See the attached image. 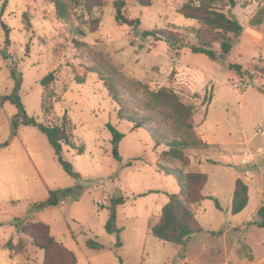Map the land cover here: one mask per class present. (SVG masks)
Wrapping results in <instances>:
<instances>
[{"label":"rangeland","instance_id":"1","mask_svg":"<svg viewBox=\"0 0 264 264\" xmlns=\"http://www.w3.org/2000/svg\"><path fill=\"white\" fill-rule=\"evenodd\" d=\"M62 1L70 13L67 21L56 16L52 0H0V97L11 95L20 82L28 115L55 125L67 114L71 140L84 148L82 155L63 150L75 177L59 164L47 137L35 127L14 126L16 107L0 102L6 119L0 123V264H43V251L17 232L20 223L30 222L48 224L52 236L75 253L77 264H184V257L186 264H242L252 250L264 252L263 229L238 227L264 192V28L249 25L262 1L238 0L226 10L243 32L221 60L189 48L177 54L166 42L143 37L164 30L188 46L197 44L189 30L201 24L177 12L187 0H152L150 7L127 0L121 13L134 26L118 18L116 0L91 12L84 0ZM98 21L99 30L91 33ZM214 49L220 54V43ZM230 65L240 66L242 75ZM52 72L55 81L42 87ZM162 88L193 108L192 130L151 97ZM44 97L46 109L53 105L49 117L42 111ZM129 118L143 126L133 130ZM200 123L218 145L205 142L197 131ZM108 124L124 135L117 147ZM174 141L194 145L183 160L162 156ZM159 166L209 177L207 198L194 209L204 231L184 246L150 232L169 195L181 192L177 177L160 173ZM237 179L247 182L252 199L242 214L233 215ZM67 189L74 192L64 194ZM50 192L58 193L59 205L42 207ZM120 196L125 203L117 207V247L105 226L111 201ZM19 240L24 252L16 255ZM90 240L102 248L89 247Z\"/></svg>","mask_w":264,"mask_h":264},{"label":"trees","instance_id":"2","mask_svg":"<svg viewBox=\"0 0 264 264\" xmlns=\"http://www.w3.org/2000/svg\"><path fill=\"white\" fill-rule=\"evenodd\" d=\"M127 0H116L114 3L115 8L119 13L125 7ZM143 7L152 6V0H136ZM263 6L259 9L257 14L250 19L249 25L253 28H264V0H260ZM56 10V16L62 21L69 19L70 13L67 6L62 0H52ZM83 4V3H82ZM105 0H84V6L87 12H91L94 8H100L105 6ZM238 4V0H187L181 4L177 9V12L187 19L196 20L201 24L199 28L189 30L192 36L195 37L197 44L188 46L184 43L182 38L175 37L166 33L164 30L146 31L143 34L144 38L153 37L157 41L166 42L169 47L176 52L180 53L185 48H189L194 54H204L211 60H221L224 56L229 55L233 41L237 40L243 32V26L240 22L233 17L226 14V10L234 9ZM119 18V17H118ZM120 19V18H119ZM139 21H136L138 24ZM9 33V29L4 26ZM100 28V21H98L94 27L90 29L91 33H95ZM9 39L7 43L9 44ZM220 43L221 52L217 54L214 49V44ZM230 69H234L239 75H242L240 66H229ZM174 74V72H173ZM55 72L50 73L48 76L41 80L42 87H46L55 81ZM20 82H18L14 92L11 95L0 97V102H10L13 104L17 113L12 121L15 126L16 123H20L24 126H32L37 128L43 133L54 151L59 164L69 174L77 177V174L73 171L72 166L66 162L63 158L64 147L76 150L78 154H84V148L77 146V144L71 140L70 137V122L67 114L63 117L60 124L50 125L47 123L39 122L36 118L28 115L25 107L19 96ZM151 97L158 103L163 104L170 108L177 117L180 124L187 130H192L194 127V110L191 106L186 105L177 93L169 88H162L157 92L150 93ZM115 101L117 98L113 95ZM45 97L42 100V111L46 117L51 115L53 105L46 109ZM129 120L135 123L132 119ZM143 126V123H135L133 130H137ZM108 129L112 133V143L115 147L124 138V135L120 133L112 124H108ZM197 137V136H196ZM199 143L203 146H209L202 138H199ZM194 145L184 141H174L169 145V150L164 151L162 156L170 157L177 160H183L184 151L193 148ZM159 172L167 176L175 175L179 186L181 187L180 194L169 195L168 202L163 206L161 210L160 219L158 222L151 226V234L164 242L176 244L179 246L185 245V243L191 239L194 235L203 232V228L195 218L191 206L198 205L203 202L206 197L203 194V190L208 183V175L201 172H189L183 173L180 170H171L159 166ZM248 186L240 179L236 180L235 188L232 199L233 215L241 213L248 204ZM74 189H67L64 194H71ZM58 193L50 192V199L43 206H56L59 205L60 200ZM216 204L219 206V202L215 199ZM110 218L106 223L105 230L110 235H115L119 247L120 232L117 227V207L125 203V199L120 196L113 198L111 201ZM259 216L264 220V206L258 211ZM264 227V221L259 224ZM18 234L28 236L32 244L43 251L44 259L43 264H77V257L73 251L65 247L58 242L51 234V228L44 222H30L27 224H21L18 226ZM87 245L92 248L100 249L102 245L95 241H88ZM19 251L16 253L15 246L12 243L7 245L10 252L21 255L24 252L22 240L18 242ZM23 250V251H22Z\"/></svg>","mask_w":264,"mask_h":264},{"label":"crops","instance_id":"3","mask_svg":"<svg viewBox=\"0 0 264 264\" xmlns=\"http://www.w3.org/2000/svg\"><path fill=\"white\" fill-rule=\"evenodd\" d=\"M189 50V49H188ZM190 51V50H189ZM188 85L190 86V87H192V86H194V84H193V81L192 82H189L188 81ZM207 117H208V113H207V115L204 117V121H202V123H204L205 122V120L207 119ZM0 123H2V124H4V123H6V119L2 116V115H0ZM200 125H202L201 123L200 124H198V127H197V131L199 132V134L203 137V139L205 140V142H207L208 144H210L211 146H215V145H218L217 143H215L214 141H213V139H212V136L210 135V134H207L206 132H204L203 130H200L199 129V127H200ZM201 165H202V163H198V167H201ZM199 169V168H198ZM197 172H200L199 170L197 171ZM202 173V172H201ZM163 174V173H162ZM165 175V174H164ZM238 180V179H237ZM241 180V179H240ZM208 181H209V179H208ZM243 181V180H242ZM236 182V181H235ZM247 186H248V184H247V182H245V181H243ZM208 184V183H207ZM207 186V185H206ZM206 186H205V188H206ZM205 188H204V190H203V194L205 195V197L207 198V194L205 193ZM234 188H235V186H234ZM248 188H249V186H248ZM233 193H234V191H233ZM180 194V193H179ZM252 194H251V191H250V188H249V190H248V196H249V201H248V204H247V207L241 212V213H239V214H237V215H240V214H242L249 206H250V204H251V199H252V196H251ZM233 199V198H232ZM168 200H169V198H168ZM206 200V199H205ZM204 200V201H205ZM203 201V202H204ZM203 202H201L200 204H198V205H192L191 206V210H192V212H193V214H194V216H195V213H194V209L196 208V207H199V206H201V204L203 203ZM262 206H264V192H261V194H260V196H259V198H258V201L256 202V203H254V205L251 207V209H250V211L247 213V216L243 219V220H240L239 221V223H238V227L240 228V229H242V230H248V229H250V227H253L254 229H263L264 230V227H261L259 224L260 223H262L264 220H262L261 219V217L259 216V214H258V211H259V209L262 207ZM163 208V207H162ZM231 209H232V206H231ZM162 210V209H161ZM160 215H161V212L160 213H158L156 216H155V220L150 224V228H151V226L152 225H154V224H156L157 222H158V220L160 219ZM196 218V217H195ZM197 219V218H196ZM198 221V220H197ZM199 222V221H198ZM201 225V224H200ZM203 228V227H202ZM204 231V230H203ZM150 232H151V229H150ZM200 234V233H199ZM112 236H114L115 237V235H112ZM195 236V235H194ZM193 236V237H194ZM192 237V238H193ZM191 238V239H192ZM191 239H189V240H191ZM188 240V241H189ZM187 241V242H188ZM186 242V243H187ZM185 243V244H186ZM260 244H261V246H263L264 247V240H262V242H259ZM184 246V245H183ZM250 251V250H249ZM251 254H252V256H251V258L248 260V262H243L242 264H264V252H260V253H256L254 250H252L251 252H250ZM186 262H187V258L186 257H184L183 258V263L184 264H186Z\"/></svg>","mask_w":264,"mask_h":264},{"label":"water","instance_id":"4","mask_svg":"<svg viewBox=\"0 0 264 264\" xmlns=\"http://www.w3.org/2000/svg\"><path fill=\"white\" fill-rule=\"evenodd\" d=\"M118 17H119L123 22H125L128 26H134V24H135V21H128V20L123 16L122 13H119V14H118ZM115 154L117 155V152H116Z\"/></svg>","mask_w":264,"mask_h":264},{"label":"built area","instance_id":"5","mask_svg":"<svg viewBox=\"0 0 264 264\" xmlns=\"http://www.w3.org/2000/svg\"><path fill=\"white\" fill-rule=\"evenodd\" d=\"M259 133L263 134V131L260 130ZM100 203H101V201L99 202V204H100Z\"/></svg>","mask_w":264,"mask_h":264}]
</instances>
